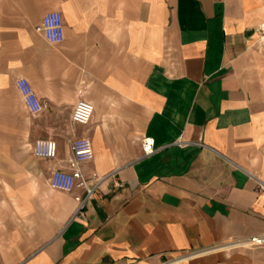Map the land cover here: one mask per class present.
<instances>
[{"label":"crops","instance_id":"1","mask_svg":"<svg viewBox=\"0 0 264 264\" xmlns=\"http://www.w3.org/2000/svg\"><path fill=\"white\" fill-rule=\"evenodd\" d=\"M51 10L58 43L35 28ZM263 26L264 0H0V264H264V243L241 242L264 236ZM77 137L93 143L89 182L123 181L84 214L83 188L50 184ZM38 138L58 156H35Z\"/></svg>","mask_w":264,"mask_h":264},{"label":"built area","instance_id":"2","mask_svg":"<svg viewBox=\"0 0 264 264\" xmlns=\"http://www.w3.org/2000/svg\"><path fill=\"white\" fill-rule=\"evenodd\" d=\"M35 28L37 32L44 35L51 42L58 43L65 39L64 16L59 10L46 12ZM16 84L31 114H37L43 108V102L30 79L26 76H19ZM93 112L94 104L92 102L86 99H79L73 109L72 121L74 123L87 124L91 120ZM177 143L184 145L188 141L179 138ZM141 145L143 156H149L157 150L155 138L149 135L142 136ZM71 149L72 153L68 160L71 168L53 169L50 176V184L54 188L65 191H73L77 187L83 188L84 194H78L76 198L78 200L77 213L84 214L88 200L95 194L103 181L111 179L115 187L123 186V181L119 177L118 169L102 175L95 172L93 182H89L84 176L79 165L81 162L89 160L94 156L93 143L89 137L75 138L72 141ZM32 151L39 158L54 159L58 156V144L53 138H38L32 144ZM261 186L264 188L263 183ZM241 242L262 244L264 243V236H251L250 238L241 240Z\"/></svg>","mask_w":264,"mask_h":264},{"label":"rangeland","instance_id":"3","mask_svg":"<svg viewBox=\"0 0 264 264\" xmlns=\"http://www.w3.org/2000/svg\"><path fill=\"white\" fill-rule=\"evenodd\" d=\"M261 39L264 40V26L262 27V34H261Z\"/></svg>","mask_w":264,"mask_h":264}]
</instances>
